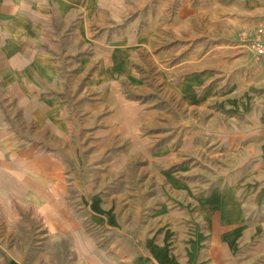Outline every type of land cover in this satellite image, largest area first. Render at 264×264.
<instances>
[{
    "label": "crops",
    "instance_id": "0c3cea01",
    "mask_svg": "<svg viewBox=\"0 0 264 264\" xmlns=\"http://www.w3.org/2000/svg\"><path fill=\"white\" fill-rule=\"evenodd\" d=\"M173 1L159 3L170 7ZM153 2L0 0V191L35 201L54 219L65 212V177L54 151L60 143L45 134H94L91 144L99 153L113 134H130L131 144H116L121 150L115 165H123L138 149L147 118L171 117V107L162 108L161 102L179 101L175 117L211 104V129L202 126L197 131L202 140L194 144H229V167L213 175L206 193L179 190L186 198L179 201L183 219L193 212L199 227L194 222L198 230L178 240L161 264H264V56L255 58L234 43L226 73L218 60L204 55L170 65L159 56L169 51L165 43L172 24L163 21L171 16L163 7L151 11ZM179 2L184 25L192 2L227 6L234 36L253 33L264 18V0ZM143 53L153 59L163 87L153 93L154 101L144 99L152 89L142 79ZM187 66L195 70L184 71ZM221 114L227 118L220 120ZM173 123L171 129L180 133L179 120ZM204 131L212 136L207 143ZM191 143L186 137L183 144ZM43 144L51 149L43 151ZM230 144L242 149L233 151ZM113 206H100L99 214L121 227L119 206ZM107 212L113 215L108 218ZM172 254L179 259L172 260Z\"/></svg>",
    "mask_w": 264,
    "mask_h": 264
},
{
    "label": "rangeland",
    "instance_id": "374dc122",
    "mask_svg": "<svg viewBox=\"0 0 264 264\" xmlns=\"http://www.w3.org/2000/svg\"><path fill=\"white\" fill-rule=\"evenodd\" d=\"M180 5L179 0L170 7L161 6L159 0L151 4V11L163 7L171 16L163 21L172 24L165 43L169 51L160 54V59L173 65L180 59L209 56V61L218 60L220 71L226 73L234 43L247 48L242 37L247 32L229 34L234 24L228 19L227 6L213 9L199 2L188 6L185 25L183 21L179 24ZM141 18L148 23L146 15ZM141 57L142 79L152 89L144 99L153 100V93L163 87L156 77L153 59L144 53ZM183 70L195 68L187 66ZM160 106H170L171 117L147 118L141 126L138 149L124 157L123 165H115L114 157L121 150L116 144H131L130 134H113L100 153L95 150L96 144H91L96 139L94 134H45V138L53 137L60 143L54 151L65 177L61 198L65 212H58L52 219L35 201L0 191V264H161L178 240L198 230L191 210L190 218L183 219L179 201L186 198L179 190L209 191L215 183L213 175L228 170L229 144H194L202 140L197 134L202 126L211 129V104L203 112L189 109L181 117L174 116L179 113V101L161 102ZM224 117L219 115L220 120ZM175 119L181 125L180 133L171 129ZM207 131L203 137L206 143L212 137ZM186 137L191 144H183ZM230 145L235 147L233 151L242 149L240 144ZM41 149L46 152L51 147L43 144ZM105 204H118L116 214L122 220L121 227L109 219L103 221L99 210ZM110 215L107 212L108 218ZM119 238L121 242H115ZM171 258L179 256L172 254Z\"/></svg>",
    "mask_w": 264,
    "mask_h": 264
},
{
    "label": "built area",
    "instance_id": "2783aa9c",
    "mask_svg": "<svg viewBox=\"0 0 264 264\" xmlns=\"http://www.w3.org/2000/svg\"><path fill=\"white\" fill-rule=\"evenodd\" d=\"M246 46L255 58L264 56V18L256 25L253 33L243 34Z\"/></svg>",
    "mask_w": 264,
    "mask_h": 264
}]
</instances>
